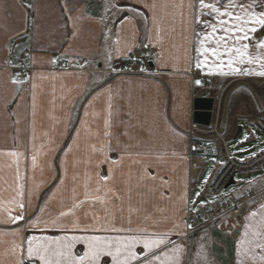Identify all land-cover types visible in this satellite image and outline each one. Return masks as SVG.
Wrapping results in <instances>:
<instances>
[{
  "label": "crops",
  "instance_id": "obj_1",
  "mask_svg": "<svg viewBox=\"0 0 264 264\" xmlns=\"http://www.w3.org/2000/svg\"><path fill=\"white\" fill-rule=\"evenodd\" d=\"M242 2L264 11V0ZM198 6V0H0V264H28L20 246L30 236L129 237L143 230L167 233V248L183 249L180 264H205L204 257L207 264H264L256 247L264 237V175L236 194L255 191L239 217L195 238L186 229L187 211L210 199L205 189L223 167L197 195L186 133L195 89L207 81L226 90L243 78L232 94L250 96L253 84L264 83L259 75L213 73L210 63L196 67L203 61L196 34L205 31L196 22ZM261 38L264 30L255 33ZM134 49L142 54V73L121 69ZM225 118L231 138L239 124H255L257 113L245 105ZM219 145L206 140L202 156ZM19 215L15 223L9 218ZM112 227L129 231L105 230ZM84 249L77 243L73 251Z\"/></svg>",
  "mask_w": 264,
  "mask_h": 264
},
{
  "label": "snow or ice",
  "instance_id": "obj_2",
  "mask_svg": "<svg viewBox=\"0 0 264 264\" xmlns=\"http://www.w3.org/2000/svg\"><path fill=\"white\" fill-rule=\"evenodd\" d=\"M198 5L199 17L196 22L202 24L205 31L202 37L200 33L196 34L200 39V47L196 51L203 57V61L197 60L196 67L201 68L202 63H210V71L213 73L219 69V74L222 75L264 77V38L254 39L258 30H264V11H254L257 6L255 3L246 4L242 0H198ZM245 65H255L259 70L244 67ZM224 68L228 71H223ZM196 83L200 84V81ZM101 179L107 180L109 177L104 176ZM18 206L20 209L24 208L23 203ZM261 210L264 212V206H261ZM60 215L64 216L66 213L62 212ZM252 215L255 216L256 213ZM9 218L15 223L22 220L23 216ZM105 230L117 233L129 231L116 227ZM143 231L145 234L142 236L129 237L65 235L41 239L30 236L22 242L20 254L21 257L26 256L28 264H180L179 254L183 249L179 245L168 249L167 245L172 242L167 233L149 234L146 230ZM77 243L85 245L82 253L73 251ZM140 245L143 252L135 250ZM256 247L264 250V237L260 238ZM199 255L203 256V246ZM105 257L109 259L105 260ZM261 258L264 259V256ZM204 259L207 264L206 257ZM18 264H24V260Z\"/></svg>",
  "mask_w": 264,
  "mask_h": 264
},
{
  "label": "built area",
  "instance_id": "obj_3",
  "mask_svg": "<svg viewBox=\"0 0 264 264\" xmlns=\"http://www.w3.org/2000/svg\"><path fill=\"white\" fill-rule=\"evenodd\" d=\"M151 53L152 51L149 49V55ZM141 57L142 54L139 49H134L129 57L123 60L121 66L122 71L128 73H142L139 61ZM21 75L24 76V72H21ZM203 88L208 89L210 87L205 83V85L199 87L196 92ZM216 102L218 104L219 101L217 100ZM256 124L264 132V120L256 119ZM187 134H189L190 138L188 173L191 181L196 182L202 171L204 158L201 155V151L204 148V142L206 140L218 139L221 143V153L225 157L223 168L214 176L211 183L205 189L204 194L211 198L207 199L203 204L187 211L186 229L190 238H193L197 235L204 234L216 223L237 217L249 208L250 202L255 195L251 189L232 198L220 195L230 176L235 172L250 171L255 169L260 163H263L264 151L259 153L251 161L247 162L238 161L232 158L228 153L222 130L219 128L216 111H213V116L208 125L192 122Z\"/></svg>",
  "mask_w": 264,
  "mask_h": 264
},
{
  "label": "rangeland",
  "instance_id": "obj_4",
  "mask_svg": "<svg viewBox=\"0 0 264 264\" xmlns=\"http://www.w3.org/2000/svg\"><path fill=\"white\" fill-rule=\"evenodd\" d=\"M241 79L242 80L238 79L236 81H232L230 85L228 84L229 87H227L226 90L225 87L224 88L212 87L209 84H207L210 88L208 89L203 88L198 92H196L197 89H195L193 98L197 96L213 97V107H215L214 111L217 112L219 128L220 130H222V134L224 135L225 141L227 140L226 147L229 155L232 158H235L240 161H248L252 157H254L258 152L264 149L263 131L254 123L250 125L242 123L239 124V126L242 127L241 131L236 136L234 135L231 138H229L227 133L229 130L227 129V125H226L227 118L225 117H227V114H229L230 112L235 111L238 107H245V105L247 107L248 105L250 109L256 111L257 119L264 118L262 117V114L264 112V83L253 84L255 88H252V91H250L251 92L250 96L241 94L239 91H237L238 94L236 93L235 95H233L232 87L236 86L237 83L239 82L243 83L246 81L243 80V78ZM203 85H205V83H201L199 87ZM217 100L219 101L218 104L216 102ZM240 101H242V103ZM189 130L190 127L186 131V133H188ZM237 130L238 129H236V131L234 130L233 134L236 133ZM187 135L189 136V134ZM215 140H217L220 143L218 139ZM219 146L216 147L208 146V149L211 151V153L210 155L206 156V162L202 166V172L198 178V181L195 183L197 193H200L204 189L215 169L219 168L220 166L222 167L225 164V157L221 153ZM263 175H264V162L260 163V165L253 170L235 172L234 173L235 184H232L229 187L224 188L220 196L232 198L245 185L260 179ZM200 203L203 204L204 202L201 201Z\"/></svg>",
  "mask_w": 264,
  "mask_h": 264
},
{
  "label": "water",
  "instance_id": "obj_5",
  "mask_svg": "<svg viewBox=\"0 0 264 264\" xmlns=\"http://www.w3.org/2000/svg\"><path fill=\"white\" fill-rule=\"evenodd\" d=\"M193 114L192 121L208 125L211 120V114L213 109V97L211 96H197L193 98ZM241 131V126L238 127L236 135ZM235 184L233 175L230 176L228 182L225 184V188Z\"/></svg>",
  "mask_w": 264,
  "mask_h": 264
},
{
  "label": "flooded vegetation",
  "instance_id": "obj_6",
  "mask_svg": "<svg viewBox=\"0 0 264 264\" xmlns=\"http://www.w3.org/2000/svg\"><path fill=\"white\" fill-rule=\"evenodd\" d=\"M253 192L255 193V191H254V190H253ZM240 194H241V193H240ZM240 194H238V195H240ZM238 195H237V196H238ZM252 200H253V199H252ZM252 200H251V201H252ZM250 203H251V202H250ZM237 217H239V216H237ZM237 217H235V218H237Z\"/></svg>",
  "mask_w": 264,
  "mask_h": 264
}]
</instances>
